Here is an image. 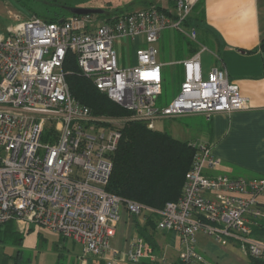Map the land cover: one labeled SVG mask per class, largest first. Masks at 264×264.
Returning <instances> with one entry per match:
<instances>
[{
    "label": "built area",
    "instance_id": "obj_1",
    "mask_svg": "<svg viewBox=\"0 0 264 264\" xmlns=\"http://www.w3.org/2000/svg\"><path fill=\"white\" fill-rule=\"evenodd\" d=\"M162 1L173 10L159 9ZM200 1L153 0L130 12L71 14L54 22L9 10L16 23L0 32V226L14 221L57 231L83 245L82 264L90 256L104 264L146 258L165 264L141 235L127 249L112 244L125 209L131 216L156 214L160 230L178 234L183 264L204 261L199 233L238 243L251 257L264 256V239L256 236L264 233V176L214 174L221 161L210 143H193L182 194L161 210L107 190L122 138L115 123L141 121L154 129L165 117L251 107L225 66L203 76L201 51L183 62L177 96L158 105L163 64L157 43L168 28L197 41V30L185 24ZM139 38L145 45L135 51L137 63L120 65L115 43ZM68 51L101 92L128 110L125 117L97 115L72 95L63 69Z\"/></svg>",
    "mask_w": 264,
    "mask_h": 264
},
{
    "label": "crops",
    "instance_id": "obj_2",
    "mask_svg": "<svg viewBox=\"0 0 264 264\" xmlns=\"http://www.w3.org/2000/svg\"><path fill=\"white\" fill-rule=\"evenodd\" d=\"M140 1H142L141 5L137 9L148 6L153 0ZM159 5L166 10H173L169 2L162 1ZM100 15L110 16V14ZM189 23L185 25L189 28L194 27L198 32L197 41L183 34L189 38V45L182 43L179 45V41L182 40L176 34L177 29H165L161 34L158 43L162 41L171 45L170 50L168 48L169 52L167 51L163 56L166 58H158L163 64V83L166 79L164 67L169 64L177 69L180 68L182 83L185 77L183 62L198 51H201V70L204 77H208L215 66H225L230 79L239 85L244 95L249 97L251 107L230 113L217 112L210 116L203 113L193 115L207 118V131L210 135L206 143L211 144L212 151L220 159L223 170L247 171L256 175L250 178L262 177L264 176V48L261 47V40L264 37V0H201L191 13ZM143 45L145 43L142 38L117 41L115 46L121 55H119L120 65H135L137 63L135 51ZM125 48L128 52L127 62L123 56ZM213 173L217 174L214 171ZM122 214L123 218L117 234L111 241L113 245L127 249L129 241L134 236L140 235L141 231L145 234L143 236L145 239L146 236L150 238L146 241L154 247V251L166 258L165 264H182L180 253L183 246L178 234L162 231L158 227L157 229L147 227L149 225L142 228L144 219L139 217L142 223L138 225L135 217L125 209ZM16 226L21 231V227L26 224L16 222ZM239 246L233 241L223 242L213 236L199 233L197 248L203 255L204 261L194 264H247L237 255V250L246 252ZM17 252L0 253V257L5 260L1 264H13ZM77 259L82 264L79 255ZM84 261L86 264L98 263V260L91 256Z\"/></svg>",
    "mask_w": 264,
    "mask_h": 264
},
{
    "label": "trees",
    "instance_id": "obj_3",
    "mask_svg": "<svg viewBox=\"0 0 264 264\" xmlns=\"http://www.w3.org/2000/svg\"><path fill=\"white\" fill-rule=\"evenodd\" d=\"M150 4L154 2L151 1ZM158 8L163 10L160 5ZM59 18H51L48 21L54 22ZM186 24H190L189 18ZM261 47L264 48V37L261 40ZM63 69L72 95L90 107L95 114L121 117L129 113L107 94L101 92L90 77L84 75L73 51H68ZM121 131L122 138L113 155V171L107 190L125 200H132L157 210L163 209L170 201H177L182 194L186 174L193 164L195 154L193 142L178 139L156 127L151 129L141 121H128ZM45 136L47 137V134ZM134 217L135 222L140 225L141 219L138 216ZM142 219H144L142 228H146L147 225L157 227L156 214L145 212ZM140 235L145 236L141 231ZM256 236L264 239V233H257ZM146 239L150 240L148 236ZM22 241L23 236L17 229L16 222L10 221L0 226V246L20 245ZM20 252L19 249L13 264H20L18 260ZM98 264L104 263L99 261ZM126 264L156 263L143 260L139 263ZM247 264H264V256L251 257Z\"/></svg>",
    "mask_w": 264,
    "mask_h": 264
},
{
    "label": "rangeland",
    "instance_id": "obj_4",
    "mask_svg": "<svg viewBox=\"0 0 264 264\" xmlns=\"http://www.w3.org/2000/svg\"><path fill=\"white\" fill-rule=\"evenodd\" d=\"M18 1L27 11L33 15L39 16L44 20H49L55 17H63L71 15L70 8H89V9H100L103 10L102 14H116L121 12H130L136 10L141 5L140 0H16ZM9 10L14 12H20L16 9L8 0H0V32L7 33L8 28L15 24L16 21L10 17ZM23 19L29 18L27 15L21 13ZM173 29V28H168ZM176 34L179 38L181 37L183 45H189V38L183 36V33L176 30ZM169 39V37H168ZM170 40V39H169ZM168 40V41H169ZM180 40V39H179ZM164 41V39H163ZM169 45L165 42L157 44L159 49L158 58L166 55L167 51L170 50ZM169 48V50H168ZM120 55V52H119ZM121 56V55H120ZM123 56L128 61L127 49H124ZM165 80L163 83V94L158 100V105L164 106L169 104L179 93L181 88V77L180 68H176L172 65L164 67ZM121 116V117H125ZM128 121H119L115 123L116 127L122 128ZM155 127L158 130L167 131L173 134L174 137L182 140H191L193 143H204L209 141L208 133V120L205 116L185 114L172 117H165L158 119L155 123ZM43 143L48 142L46 136L42 139ZM230 169V168H229ZM217 174H226L229 176H245L252 177L250 172H236L232 169L223 170L222 164L214 171ZM264 200V195L262 196ZM141 217L142 216H138ZM156 224V223H155ZM157 229L155 226L149 225ZM21 233L23 241L20 245H5L0 246L1 253H13L19 249L20 264H81L77 259L78 255L81 257L84 253L83 245L74 243L71 239L63 238L61 233L53 231L40 224H26L21 227ZM240 247V246H239ZM59 248V250L57 249ZM243 250H237V255L243 259L244 263H248L251 257ZM3 257H0V262L4 263ZM95 264H98L97 262Z\"/></svg>",
    "mask_w": 264,
    "mask_h": 264
},
{
    "label": "water",
    "instance_id": "obj_5",
    "mask_svg": "<svg viewBox=\"0 0 264 264\" xmlns=\"http://www.w3.org/2000/svg\"><path fill=\"white\" fill-rule=\"evenodd\" d=\"M16 9H18L20 12L23 14L27 15L30 17L32 15L31 12L27 11L18 1L16 0H8ZM70 11L72 14H102L103 10L100 9H89V8H78V7H73L70 8Z\"/></svg>",
    "mask_w": 264,
    "mask_h": 264
}]
</instances>
